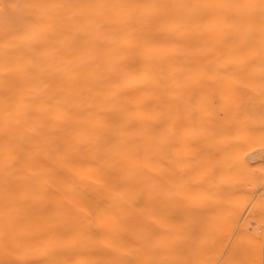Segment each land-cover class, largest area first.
Here are the masks:
<instances>
[{"label": "bare ground", "instance_id": "bare-ground-1", "mask_svg": "<svg viewBox=\"0 0 264 264\" xmlns=\"http://www.w3.org/2000/svg\"><path fill=\"white\" fill-rule=\"evenodd\" d=\"M148 260L264 262V0H0V264Z\"/></svg>", "mask_w": 264, "mask_h": 264}, {"label": "snow or ice", "instance_id": "snow-or-ice-1", "mask_svg": "<svg viewBox=\"0 0 264 264\" xmlns=\"http://www.w3.org/2000/svg\"><path fill=\"white\" fill-rule=\"evenodd\" d=\"M138 264H154V262L148 260V261H141V262H138ZM262 264H264V262H262Z\"/></svg>", "mask_w": 264, "mask_h": 264}, {"label": "rangeland", "instance_id": "rangeland-1", "mask_svg": "<svg viewBox=\"0 0 264 264\" xmlns=\"http://www.w3.org/2000/svg\"><path fill=\"white\" fill-rule=\"evenodd\" d=\"M261 190H263V189H261V188H260V191H261ZM249 220H250V219H249ZM247 221H248V219H247ZM247 221H246V222H247ZM246 222H245V224H244V225H247V223H246ZM244 227H245V226H244ZM245 228H247V227H245ZM246 230H247V229H246Z\"/></svg>", "mask_w": 264, "mask_h": 264}]
</instances>
